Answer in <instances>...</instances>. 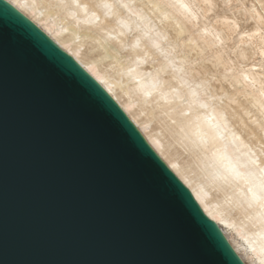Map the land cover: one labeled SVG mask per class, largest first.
<instances>
[{
	"label": "clouds",
	"instance_id": "1",
	"mask_svg": "<svg viewBox=\"0 0 264 264\" xmlns=\"http://www.w3.org/2000/svg\"><path fill=\"white\" fill-rule=\"evenodd\" d=\"M26 3L205 233L264 264V0Z\"/></svg>",
	"mask_w": 264,
	"mask_h": 264
},
{
	"label": "water",
	"instance_id": "2",
	"mask_svg": "<svg viewBox=\"0 0 264 264\" xmlns=\"http://www.w3.org/2000/svg\"><path fill=\"white\" fill-rule=\"evenodd\" d=\"M75 71L0 0V264H242Z\"/></svg>",
	"mask_w": 264,
	"mask_h": 264
},
{
	"label": "bare ground",
	"instance_id": "3",
	"mask_svg": "<svg viewBox=\"0 0 264 264\" xmlns=\"http://www.w3.org/2000/svg\"><path fill=\"white\" fill-rule=\"evenodd\" d=\"M11 3L15 8L22 12L26 17L33 14L35 9L26 3V0H6Z\"/></svg>",
	"mask_w": 264,
	"mask_h": 264
}]
</instances>
